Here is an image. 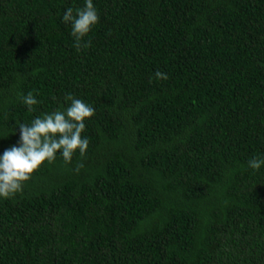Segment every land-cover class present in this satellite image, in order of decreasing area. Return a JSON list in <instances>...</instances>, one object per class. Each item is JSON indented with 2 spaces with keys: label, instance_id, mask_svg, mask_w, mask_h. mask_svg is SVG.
<instances>
[{
  "label": "trees",
  "instance_id": "obj_1",
  "mask_svg": "<svg viewBox=\"0 0 264 264\" xmlns=\"http://www.w3.org/2000/svg\"><path fill=\"white\" fill-rule=\"evenodd\" d=\"M93 5L77 50L85 0H0V155L69 95L95 110L83 157L0 197V264H264V0Z\"/></svg>",
  "mask_w": 264,
  "mask_h": 264
},
{
  "label": "clouds",
  "instance_id": "obj_2",
  "mask_svg": "<svg viewBox=\"0 0 264 264\" xmlns=\"http://www.w3.org/2000/svg\"><path fill=\"white\" fill-rule=\"evenodd\" d=\"M62 19L71 24V34L77 50L82 46H90V40L83 45L81 42L99 22L93 0H85V7L78 9L75 15L69 7ZM155 76L157 79L168 78L167 74L160 71H157ZM66 100L71 101V104L64 111L57 110L37 117L31 125L18 124L19 146L13 145L0 155V197L8 199L22 192L25 182L30 180L45 162H54L57 152L69 163L77 150L82 157L85 155L89 141L81 134L85 129V120L91 118L95 110L71 95L67 96ZM22 102L28 106L29 111H33L38 103L31 92L22 97ZM262 164L264 160L254 158L249 161V167L254 170H258Z\"/></svg>",
  "mask_w": 264,
  "mask_h": 264
}]
</instances>
